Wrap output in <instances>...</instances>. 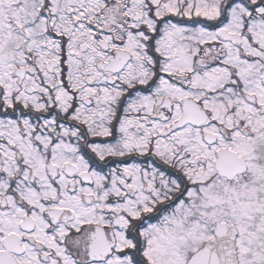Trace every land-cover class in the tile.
<instances>
[{
	"label": "snow or ice",
	"instance_id": "6c2138e0",
	"mask_svg": "<svg viewBox=\"0 0 264 264\" xmlns=\"http://www.w3.org/2000/svg\"><path fill=\"white\" fill-rule=\"evenodd\" d=\"M0 264H264V0H0Z\"/></svg>",
	"mask_w": 264,
	"mask_h": 264
}]
</instances>
